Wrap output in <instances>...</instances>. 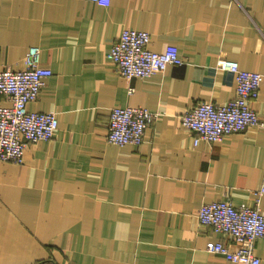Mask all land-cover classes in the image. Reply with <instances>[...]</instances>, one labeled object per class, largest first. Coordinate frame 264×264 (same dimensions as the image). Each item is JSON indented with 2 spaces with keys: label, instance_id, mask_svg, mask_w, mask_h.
Here are the masks:
<instances>
[{
  "label": "crops",
  "instance_id": "obj_1",
  "mask_svg": "<svg viewBox=\"0 0 264 264\" xmlns=\"http://www.w3.org/2000/svg\"><path fill=\"white\" fill-rule=\"evenodd\" d=\"M123 28L181 62L122 78L106 54ZM31 45L51 75L27 109L58 125L22 163L0 160V264H242L206 250L235 246L197 211L221 199L264 211V128L194 143L180 117L234 97L224 60L264 72V0H0V69L20 70ZM125 105L154 116L139 144H110L111 108ZM250 105L264 119V82ZM254 253L264 264V237Z\"/></svg>",
  "mask_w": 264,
  "mask_h": 264
},
{
  "label": "built area",
  "instance_id": "obj_2",
  "mask_svg": "<svg viewBox=\"0 0 264 264\" xmlns=\"http://www.w3.org/2000/svg\"><path fill=\"white\" fill-rule=\"evenodd\" d=\"M88 1L106 6L111 0ZM149 42L150 34L145 30H121L106 55L122 78H145L163 72L169 64L181 62L175 47L168 46L157 52L148 47ZM40 57V47L31 45L23 56L20 70L0 69V94L9 101V105H0V160L22 163L29 144L49 140L57 131L55 111L27 109V103L38 97L43 80L51 75L50 67L43 65ZM222 67L234 74V97L223 104L199 102L180 117L182 125L194 133V143L201 139L216 142L226 134L250 126L264 128V119L250 105L264 82V72L242 69L232 60H224ZM153 116L154 113L145 107L111 108L107 142L139 144ZM197 217L200 225L223 233L235 246L230 250L220 240H209L205 244L209 253L242 264H259L254 248L255 241L264 237V211L258 206H235L227 199L214 200L201 204Z\"/></svg>",
  "mask_w": 264,
  "mask_h": 264
}]
</instances>
